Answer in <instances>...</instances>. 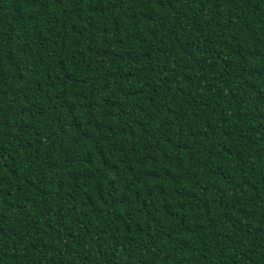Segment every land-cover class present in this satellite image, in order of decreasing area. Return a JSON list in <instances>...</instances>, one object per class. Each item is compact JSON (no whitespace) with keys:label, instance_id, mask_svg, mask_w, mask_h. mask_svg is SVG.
Returning a JSON list of instances; mask_svg holds the SVG:
<instances>
[{"label":"trees","instance_id":"obj_1","mask_svg":"<svg viewBox=\"0 0 264 264\" xmlns=\"http://www.w3.org/2000/svg\"><path fill=\"white\" fill-rule=\"evenodd\" d=\"M0 264H264V0H0Z\"/></svg>","mask_w":264,"mask_h":264}]
</instances>
